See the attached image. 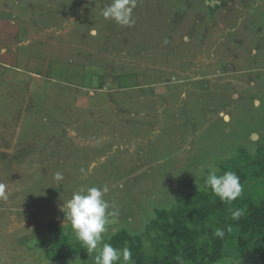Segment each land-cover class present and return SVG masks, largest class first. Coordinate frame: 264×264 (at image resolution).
I'll return each instance as SVG.
<instances>
[{
    "label": "rangeland",
    "instance_id": "1",
    "mask_svg": "<svg viewBox=\"0 0 264 264\" xmlns=\"http://www.w3.org/2000/svg\"><path fill=\"white\" fill-rule=\"evenodd\" d=\"M110 3L0 0V264H94L61 210L73 193L109 188L104 242L141 235L264 143V0H137L131 27Z\"/></svg>",
    "mask_w": 264,
    "mask_h": 264
},
{
    "label": "trees",
    "instance_id": "2",
    "mask_svg": "<svg viewBox=\"0 0 264 264\" xmlns=\"http://www.w3.org/2000/svg\"><path fill=\"white\" fill-rule=\"evenodd\" d=\"M218 169V175L231 170L240 177L243 191L232 204L221 202L203 185L201 190L178 198L169 209H155L141 235L121 229L108 243L116 248L129 247L135 264H215L246 249L264 264V143L252 154L240 150ZM235 209L244 211L238 221L232 219ZM229 225L231 232L226 230ZM216 228L226 230L222 239L214 236ZM61 236L64 245L75 252L67 237ZM53 240L51 237L45 242Z\"/></svg>",
    "mask_w": 264,
    "mask_h": 264
},
{
    "label": "clouds",
    "instance_id": "3",
    "mask_svg": "<svg viewBox=\"0 0 264 264\" xmlns=\"http://www.w3.org/2000/svg\"><path fill=\"white\" fill-rule=\"evenodd\" d=\"M137 0H111V3L102 9L101 15L105 19L114 20L121 26L131 27L135 21L132 17ZM96 30L93 28L91 35L95 36ZM83 172L84 170L81 169ZM91 171V169H89ZM219 169L209 170L204 177V186L211 190L212 194L220 199L221 202L232 204L236 201L243 191L240 177L234 171H225L218 175ZM57 182H61L64 177L57 172L54 176ZM109 188L105 185L100 187H88L73 193L72 197L63 202L61 210L64 212L67 221L75 238L88 253L95 252L94 264H135L132 250L125 246L123 248L113 247L111 243L104 242L103 234L107 231V225L111 217H117L119 210L114 205L104 199ZM0 199H7L6 185L0 183ZM113 208V211H109ZM244 215L242 209L232 211V219L238 221ZM232 231L229 225L226 229ZM224 228H216L214 236L223 238ZM176 260L181 262V257Z\"/></svg>",
    "mask_w": 264,
    "mask_h": 264
}]
</instances>
